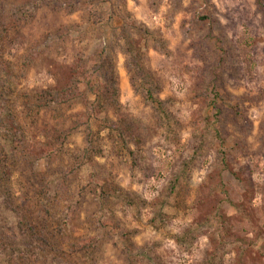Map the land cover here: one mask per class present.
Segmentation results:
<instances>
[{
    "label": "rangeland",
    "instance_id": "374dc122",
    "mask_svg": "<svg viewBox=\"0 0 264 264\" xmlns=\"http://www.w3.org/2000/svg\"><path fill=\"white\" fill-rule=\"evenodd\" d=\"M0 264H264V0H0Z\"/></svg>",
    "mask_w": 264,
    "mask_h": 264
}]
</instances>
